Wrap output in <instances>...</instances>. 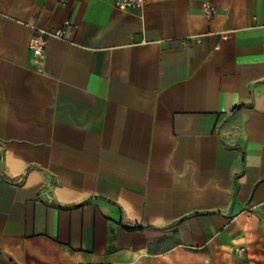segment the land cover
<instances>
[{
    "label": "crops",
    "instance_id": "0c3cea01",
    "mask_svg": "<svg viewBox=\"0 0 264 264\" xmlns=\"http://www.w3.org/2000/svg\"><path fill=\"white\" fill-rule=\"evenodd\" d=\"M117 1L0 0V264H264V0Z\"/></svg>",
    "mask_w": 264,
    "mask_h": 264
},
{
    "label": "built area",
    "instance_id": "2783aa9c",
    "mask_svg": "<svg viewBox=\"0 0 264 264\" xmlns=\"http://www.w3.org/2000/svg\"><path fill=\"white\" fill-rule=\"evenodd\" d=\"M141 3L142 0H118L116 2V6L118 8H131L138 7ZM202 11L206 16L211 17L216 13L217 9L209 2H204L202 3ZM68 24V21H64L61 27L52 30H47L45 28H35V32L30 36L28 40V49L31 51L32 56L36 61L42 59L48 39L50 37L61 38ZM216 48H218V46H216ZM261 230L264 234V224L262 225ZM235 251L237 253H243L245 251V248L236 247Z\"/></svg>",
    "mask_w": 264,
    "mask_h": 264
}]
</instances>
